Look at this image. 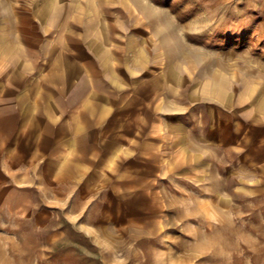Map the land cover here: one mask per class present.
<instances>
[{
  "label": "rangeland",
  "instance_id": "obj_1",
  "mask_svg": "<svg viewBox=\"0 0 264 264\" xmlns=\"http://www.w3.org/2000/svg\"><path fill=\"white\" fill-rule=\"evenodd\" d=\"M61 45L92 55L129 144L4 185L0 264H264V142L239 118L264 112V1L0 0V74Z\"/></svg>",
  "mask_w": 264,
  "mask_h": 264
},
{
  "label": "crops",
  "instance_id": "obj_2",
  "mask_svg": "<svg viewBox=\"0 0 264 264\" xmlns=\"http://www.w3.org/2000/svg\"><path fill=\"white\" fill-rule=\"evenodd\" d=\"M42 45L45 46L36 45V49L48 47V44ZM57 49L54 58L45 57L38 51L33 58L21 51L11 52L12 68L0 74V192L4 185L24 183L33 169L51 168L55 164L61 167L67 161L80 160L83 144H129L125 132L130 128V116L124 117L129 112L127 108L116 114L112 112L107 97L112 95L106 93L105 76L100 71L95 75L92 73V70L96 71L92 55L68 50L63 45ZM98 66L96 63L95 67ZM139 89L142 96L155 93L149 88ZM127 98L118 97L113 101L120 105ZM239 101L243 103L242 99ZM241 107L240 120L247 121L254 128L260 127V132L252 135L250 142H245L243 137L240 142L257 146L264 142V112L249 104ZM92 111L99 117L92 115ZM120 115L123 125L118 119ZM98 119L103 120L104 126L91 124ZM85 127L100 129L99 141L84 142V136L89 139L84 133ZM235 129L237 137V124ZM115 138L122 141L115 142ZM112 150L111 159L122 151L120 147Z\"/></svg>",
  "mask_w": 264,
  "mask_h": 264
}]
</instances>
